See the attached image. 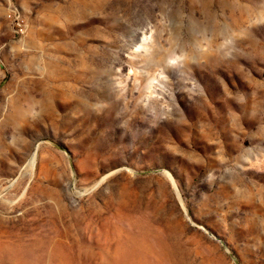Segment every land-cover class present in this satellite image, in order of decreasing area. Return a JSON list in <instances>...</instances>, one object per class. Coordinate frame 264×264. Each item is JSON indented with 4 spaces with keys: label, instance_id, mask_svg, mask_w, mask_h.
Here are the masks:
<instances>
[{
    "label": "rangeland",
    "instance_id": "rangeland-1",
    "mask_svg": "<svg viewBox=\"0 0 264 264\" xmlns=\"http://www.w3.org/2000/svg\"><path fill=\"white\" fill-rule=\"evenodd\" d=\"M0 264H264V0H0Z\"/></svg>",
    "mask_w": 264,
    "mask_h": 264
},
{
    "label": "bare ground",
    "instance_id": "bare-ground-1",
    "mask_svg": "<svg viewBox=\"0 0 264 264\" xmlns=\"http://www.w3.org/2000/svg\"><path fill=\"white\" fill-rule=\"evenodd\" d=\"M33 161V160H32ZM33 165V164H32Z\"/></svg>",
    "mask_w": 264,
    "mask_h": 264
}]
</instances>
